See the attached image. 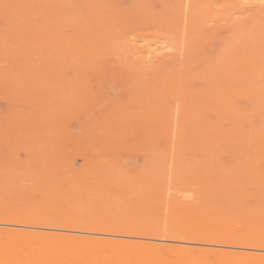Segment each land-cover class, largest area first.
Returning a JSON list of instances; mask_svg holds the SVG:
<instances>
[{
  "label": "rangeland",
  "instance_id": "rangeland-1",
  "mask_svg": "<svg viewBox=\"0 0 264 264\" xmlns=\"http://www.w3.org/2000/svg\"><path fill=\"white\" fill-rule=\"evenodd\" d=\"M263 1L0 0V230L264 256Z\"/></svg>",
  "mask_w": 264,
  "mask_h": 264
},
{
  "label": "bare ground",
  "instance_id": "bare-ground-1",
  "mask_svg": "<svg viewBox=\"0 0 264 264\" xmlns=\"http://www.w3.org/2000/svg\"><path fill=\"white\" fill-rule=\"evenodd\" d=\"M235 240L231 244L234 249L253 246L241 244L240 238ZM0 264H264V256L9 229L0 230Z\"/></svg>",
  "mask_w": 264,
  "mask_h": 264
}]
</instances>
